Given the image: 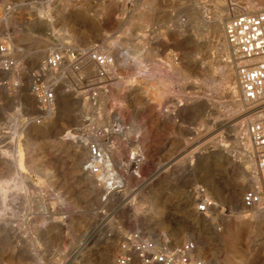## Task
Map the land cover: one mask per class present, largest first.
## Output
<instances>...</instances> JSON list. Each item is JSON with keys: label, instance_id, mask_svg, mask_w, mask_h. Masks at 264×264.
<instances>
[{"label": "rangeland", "instance_id": "1", "mask_svg": "<svg viewBox=\"0 0 264 264\" xmlns=\"http://www.w3.org/2000/svg\"><path fill=\"white\" fill-rule=\"evenodd\" d=\"M263 10L264 0H0V33L15 46L18 64L0 72V192L7 195L0 200V264H88L120 249L126 233L158 243L195 240L207 264H264V220L238 224L241 211L230 203L238 183L246 186L242 197L255 187L248 183L255 179L248 116L239 118L248 113L235 115L237 73L228 74L236 64L206 28L216 18L222 29L233 15ZM67 47L112 55L109 79L98 78L88 59L79 73L66 66L55 81L70 98L62 103L57 95L52 117L37 113L21 89L30 87L37 100L29 74ZM127 55L138 64H126ZM53 119L47 134H28ZM96 131L107 134L96 141L114 165L111 191L85 183L75 151L61 145L68 133L79 139ZM223 149L227 158L218 154ZM133 154L149 162L142 171ZM122 164H130L133 181L120 173ZM201 186L220 207L205 216L214 220L210 228L196 225L185 208L187 195L196 198ZM201 240L207 244L200 247Z\"/></svg>", "mask_w": 264, "mask_h": 264}, {"label": "built area", "instance_id": "2", "mask_svg": "<svg viewBox=\"0 0 264 264\" xmlns=\"http://www.w3.org/2000/svg\"><path fill=\"white\" fill-rule=\"evenodd\" d=\"M225 35L237 67L240 97L252 111L247 133L251 144L250 151L260 178L257 186L244 192L242 203L248 210L264 211V11L229 17L225 24ZM99 50L96 47H90L86 51L75 47L53 50L37 70L29 74L32 93L33 95L38 93L37 100L42 112L55 109L57 103L55 79L64 72L66 66L71 72L79 73L82 71L84 61L88 59L95 63L98 78L104 81L109 79L107 68L115 64L114 57ZM15 51V46L0 33L1 70L10 71L18 65L13 57ZM88 93L92 94L93 90L90 89ZM87 148L90 169L99 172L101 162L108 161L106 148L96 140L88 142ZM130 159L132 162H140L141 158L138 154H133ZM205 189L201 186L200 192L197 193L196 210L200 215L211 217L217 204ZM120 239V253L114 264H136L137 260L141 264H207L205 260L197 257L198 246L195 240L184 243H176L173 240L158 243L141 233H126Z\"/></svg>", "mask_w": 264, "mask_h": 264}, {"label": "bare ground", "instance_id": "3", "mask_svg": "<svg viewBox=\"0 0 264 264\" xmlns=\"http://www.w3.org/2000/svg\"><path fill=\"white\" fill-rule=\"evenodd\" d=\"M264 11V10H263ZM248 12V11H247ZM259 12H262V11H259ZM259 12H256V13H259ZM253 13V12H252ZM252 13H250V14H252ZM244 14H249V13H244ZM221 18V17H220ZM220 18H216V19H213L207 26H206V28H207V31H209L210 33H211V35L213 34V35H215V36H220V39L223 41V43H221V44H223V45H220V46H222L221 48H223V51H224V53H226V52H229V50H231V52H232V48H231V46L229 45V43H228V41H227V38H226V35H225V25L224 24H222L223 25V30L221 29V20H220ZM208 32V33H209ZM224 32V33H223ZM203 35V34H202ZM225 35V36H224ZM203 37V36H202ZM226 38V39H225ZM198 39H199V37H198ZM193 41V40H192ZM197 41V40H196ZM197 46V45H196ZM61 47V46H60ZM194 46H192V48H193ZM198 47V46H197ZM189 48H191V47H189ZM204 48H205V46H204ZM197 49V48H196ZM192 50V49H191ZM198 50V49H197ZM200 50H201V48H200ZM140 51V50H139ZM138 51V52H139ZM194 51V50H193ZM233 53V52H232ZM137 54V53H136ZM229 56V55H228ZM147 57V56H146ZM148 58V57H147ZM150 59H152V58H150ZM137 61V62H136ZM138 61L139 60H136V58H134V57H131L130 55H127V56H125V63L126 64H128V63H130V62H136L137 64H138ZM219 65V64H218ZM196 67V66H195ZM16 68V67H15ZM137 68L139 69L140 68V64L139 65H137ZM191 68V67H190ZM197 68V67H196ZM195 68V69H196ZM188 69V68H187ZM192 69V68H191ZM212 70V69H211ZM226 70V69H225ZM199 71V70H198ZM222 71V70H221ZM0 72H10V71H5V70H1L0 69ZM20 72V71H19ZM196 72V71H195ZM227 72V71H226ZM228 74H230V76H234L236 73H237V67H235V71H233V69H229L228 70ZM236 72V73H235ZM24 73V72H23ZM138 73H139V71H138ZM198 73V72H197ZM213 73H215V72H213ZM21 74H22V72H21ZM65 74V73H64ZM186 74V73H185ZM187 74H189V73H187ZM203 74H205V73H203ZM180 75H182L181 73H180ZM225 75V74H224ZM2 76H4V77H8V76H10V73H3L2 74ZM60 76H62V75H60ZM229 76V75H228ZM237 76V75H236ZM64 79V78H63ZM214 79V78H213ZM188 80V79H187ZM206 80V79H205ZM225 80V79H224ZM233 80V79H232ZM58 81V80H57ZM118 82V81H117ZM231 83V82H230ZM121 84V83H120ZM234 84V83H233ZM119 85V84H118ZM117 85V86H118ZM211 85H212V83H211ZM237 85H238V82H237ZM123 88H126L125 87V85L123 84V85H121V86H119V88H117L119 91H121ZM215 89V87L212 89V90H214ZM29 90H30V87H26V86H23L22 87V89H21V97H22V99H24L27 103H30V104H32V106L35 108V110H36V112L37 113H42V114H47L48 116H51L53 113L51 112V110H47V111H45V112H42L41 111V109L40 108H37V106L39 105V101H37L34 97H32L31 95H29L28 94V92H29ZM238 90L240 91V88H239V85H238ZM123 92V91H122ZM57 95H58V97L62 100V103H66V101H67V98L69 97L67 94H66V92H65V90H64V88L63 87H61V86H59V88L57 89ZM119 95V94H118ZM240 96V95H239ZM70 98V97H69ZM76 100H79V96H77V98H76ZM231 100V99H230ZM237 100H239L241 103L239 104L238 103V105L237 106H235V109H236V113H235V115L236 114H240V113H243V111H245L246 110V112L248 113V115H245V114H242V116H240L239 118H241V117H244V116H248L245 120H246V122L248 123L249 121H251V119H252V117L249 115V114H251L252 113V111H250L249 110V108H248V106L245 104V102L241 99V97H240V99L237 97ZM234 104H237V103H234ZM225 107V106H224ZM225 109V108H224ZM229 111V110H228ZM234 114V113H233ZM52 117V116H51ZM238 117V116H237ZM236 118V117H235ZM233 120H234V118H233ZM54 119L53 120H51V126L49 127V128H44L43 129V131L41 130V128H39V127H37V126H35V125H33V126H31V127H27L28 128V134L30 135H32V133L34 134V133H40L39 131H41L44 135L45 134H47V132L54 126ZM204 123V122H203ZM241 123V122H240ZM201 125V124H200ZM238 125H240V124H238ZM236 128V127H235ZM121 129V128H120ZM239 128L237 127V130H238ZM140 129H133V131H139ZM232 130V129H231ZM241 131H245V128H241L240 129ZM233 131H235V130H233ZM104 132H105V130H104ZM115 132V131H114ZM114 132H108V135L110 136L112 133H114ZM125 132H126V130H125ZM125 132H123L124 134V136L126 135L125 134ZM107 133V132H106ZM121 133V132H120ZM127 133V132H126ZM41 134V133H40ZM237 134H239V133H237ZM243 134V133H242ZM39 135V134H38ZM105 136L107 135V134H104ZM104 135H102V133H99L98 131H96V132H94L93 134H91L89 137H86V136H83L82 138H75V137H73V136H71L70 135V133H68V134H66L65 136H64V139H63V141H62V143H61V145H62V147H64L63 149H65V147H67L69 144H70V147L69 148H71L72 150H74L75 151V153H76V156L78 157V162H76L77 163V165H78V168L79 169H81L82 170V179H83V181H85V183H88V184H90L91 186H93L94 188H97V187H99L100 185H105V186H107V188H108V190L109 191H111V189H112V181H113V178L116 176V174L114 173V165H112L111 163V158H110V156H109V154H108V152H106L105 151V153H106V156L108 157V161L107 162H101V166H99V172H94V171H92L90 168H91V166H90V162H89V165L87 166L88 167V171L86 170L85 171V169H84V167H85V165L87 164V160H88V158H89V152H88V148H87V143H88V141L90 140V139H93V140H103V139H105V136ZM246 135L248 136V133H247V125H246ZM36 136V135H35ZM126 136H128V135H126ZM125 136V137H126ZM152 136V135H151ZM112 137V136H111ZM110 139V138H109ZM126 139V138H125ZM124 139V140H125ZM235 139V138H234ZM108 140V139H107ZM237 140V139H236ZM70 141V142H69ZM243 141V140H242ZM1 142V141H0ZM239 142V141H238ZM248 142H249V140H248ZM30 143V142H29ZM237 143V142H236ZM242 143V142H241ZM246 144V143H245ZM44 144L43 143H41L40 144V146L42 147ZM103 145H104V143H103ZM102 145V147H104ZM107 145V144H106ZM108 146V145H107ZM106 146V147H107ZM236 146V145H235ZM233 147V146H232ZM244 147H245V145H244ZM68 148V149H69ZM238 150H242V146L240 145H238L237 147H236ZM247 148V147H246ZM112 149V148H111ZM111 151H113V150H111ZM243 151V150H242ZM234 152H236V151H234ZM214 153H216V152H214ZM219 156L220 157H222V158H227L228 157V153L226 152V149H223V150H221L219 153ZM75 155V154H74ZM241 156V155H240ZM249 156L252 158V161H254L255 162V160H254V158H253V156H252V154H251V151H249ZM141 157V159H140V162H137V164L136 165H138L137 167H138V169L139 170H143V168H145V166L147 165V164H149V162H142V161H144L143 160V157L142 156H140ZM145 157V156H144ZM250 158V159H251ZM77 160V159H76ZM23 162V161H22ZM21 162V163H22ZM111 162V163H110ZM134 163V162H133ZM23 164V163H22ZM237 164V163H236ZM240 165V164H239ZM84 166V167H83ZM231 166H232V163H231ZM119 167V166H118ZM130 164L129 165H124V164H122V165H120V173L123 175V176H126L127 175V178H128V180L129 181H133L134 179H133V176H132V172L130 171ZM231 169V168H230ZM78 170V169H77ZM232 170V169H231ZM2 171V170H1ZM236 171H237V175H239L240 177H241V175H245V173L242 171V168H241V166H238V168L236 169ZM80 172V171H79ZM232 172V171H231ZM2 173V172H1ZM233 173H234V171H233ZM1 175V174H0ZM4 175V174H3ZM253 175H254V177H255V179L254 180H252L251 178H249L250 180L248 181V183L251 185V186H256V185H258L259 184V180L257 179V178H259V175H258V170H257V166H256V162H255V165H254V172H253ZM10 176L11 177H13V176H16V175H14L12 172L10 173ZM234 176V175H233ZM98 177V178H97ZM239 178V177H238ZM234 179V178H233ZM232 179V180H233ZM241 180H243V179H241ZM210 182V181H209ZM212 182V181H211ZM234 184V183H233ZM236 184V183H235ZM244 183H238L234 188H233V190H232V192H231V196H230V203H232L235 207H236V209H238L239 211H241L240 212V214H238V217H237V221H236V223H238V224H246V223H248V222H250V221H259V222H261V221H263L264 220V211L263 210H259V209H251L250 211H251V214H245L242 210H248V209H246L244 206H243V204L241 203L242 201H241V197H242V192H243V190L245 189V185H243ZM89 185V186H90ZM212 185V184H211ZM232 185V184H231ZM101 187V186H100ZM231 188V187H230ZM3 189V188H2ZM99 189V188H98ZM1 190V189H0ZM217 190V189H216ZM215 190V191H216ZM2 192H0V200L1 199H3V200H5V198H7V195H3V194H1ZM216 193V192H215ZM220 192H219V190H218V192L216 193V197H219L220 196ZM13 196V195H12ZM11 196V197H12ZM227 196V195H226ZM221 197H222V195H221ZM14 198H15V196H14ZM17 198V197H16ZM227 198V197H226ZM197 199H198V197H196L195 198V194H192V193H189L188 195H187V197H186V203H185V208H186V212H187V214L190 216V217H194L195 219H194V223L197 225V224H200V223H202L203 225H204V227H208V228H210L211 226H213L214 225V220H211V219H207L205 216H203V215H200V214H198L197 213V211L195 210V208H194V206H195V204L197 203ZM11 201V200H10ZM157 201V200H156ZM159 201V200H158ZM14 202V201H13ZM16 202V201H15ZM9 203V202H8ZM7 203V204H8ZM11 203V202H10ZM3 204H4V202H3ZM12 205V204H11ZM2 206V205H1ZM15 206V205H14ZM8 208V207H7ZM12 208H14L13 206H12ZM219 206H217L216 205V207H215V209H214V212H216V213H218L219 212ZM152 209V208H151ZM154 210V209H153ZM159 210V209H158ZM1 212L3 211V210H0ZM4 212V211H3ZM11 213V212H10ZM9 213V214H10ZM157 213V212H156ZM220 213V212H219ZM6 214V213H5ZM3 215V214H2ZM187 215V216H188ZM0 216H1V214H0ZM219 216V215H218ZM222 215H220L219 217H221ZM3 217V216H2ZM4 217H5V215H4ZM201 217H203V218H201ZM2 219L3 218H1L0 217V221H2ZM5 219H7L6 217L4 218V220ZM8 220V219H7ZM6 224H7V222H5ZM2 224V223H1ZM4 225V224H3ZM8 225H10V224H8ZM230 227V226H229ZM7 229V228H6ZM7 232V231H6ZM79 235V234H78ZM190 237L191 236H189V235H186L185 236V239H190ZM182 240H184V239H182ZM182 243V242H181ZM183 243H184V241H183ZM198 244L200 245V247L201 246H204V245H206L207 244V242H203L202 240L201 241H198ZM115 245V244H114ZM198 246V245H197ZM198 251H199V253H198V257L199 258H201V259H204V260H207V257L205 256V254L202 252V250L200 249H198ZM83 252V251H82ZM87 253V252H86ZM117 253L119 254L120 253V249H119V246L117 245L116 247H114V248H110V255H106V254H104L103 256H101V258L99 259V260H92V258L91 259H88L87 261H85V262H88V264H114L115 263V260H116V257H117ZM85 254V253H84ZM84 260H86V259H81L80 261H83L84 262ZM212 262L213 263H215V264H218L216 261H215V259H213L212 260ZM82 264V263H81ZM136 264H141L138 260L136 261ZM211 264V263H210Z\"/></svg>", "mask_w": 264, "mask_h": 264}]
</instances>
